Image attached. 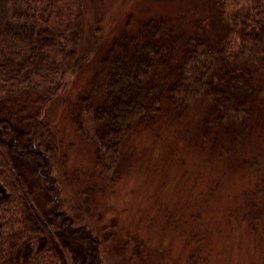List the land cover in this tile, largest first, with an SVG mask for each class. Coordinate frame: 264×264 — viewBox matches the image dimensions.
I'll return each mask as SVG.
<instances>
[{"label": "trees", "instance_id": "trees-1", "mask_svg": "<svg viewBox=\"0 0 264 264\" xmlns=\"http://www.w3.org/2000/svg\"><path fill=\"white\" fill-rule=\"evenodd\" d=\"M237 12L216 1L215 21L198 20L189 35L166 17L114 35L90 24L86 35L77 0H0V264H99L90 230L54 202L52 147L71 145L63 114L98 146L94 166L107 184L125 138L161 112L180 117L202 102L199 144L222 160L243 134L263 138L264 0ZM25 169L57 195L50 209L32 201Z\"/></svg>", "mask_w": 264, "mask_h": 264}, {"label": "rangeland", "instance_id": "rangeland-1", "mask_svg": "<svg viewBox=\"0 0 264 264\" xmlns=\"http://www.w3.org/2000/svg\"><path fill=\"white\" fill-rule=\"evenodd\" d=\"M216 1L228 14L251 2L77 3L85 13L86 35L90 24L114 35L160 17L172 19L189 35L198 20L213 16L215 21V14H210ZM205 114L198 102L180 117L161 112L157 122L130 133L120 152L118 173L109 184L96 173L98 146L78 139L67 117L59 116L60 129L71 145L52 147L59 182L54 202L75 227L90 230L99 264H264V136L243 134L236 146H230L234 150L227 159L209 156V146H201L198 138ZM24 172L34 204L40 211L50 209L55 195L45 194L40 179Z\"/></svg>", "mask_w": 264, "mask_h": 264}, {"label": "water", "instance_id": "water-1", "mask_svg": "<svg viewBox=\"0 0 264 264\" xmlns=\"http://www.w3.org/2000/svg\"><path fill=\"white\" fill-rule=\"evenodd\" d=\"M0 192L6 195L5 188L0 184Z\"/></svg>", "mask_w": 264, "mask_h": 264}]
</instances>
